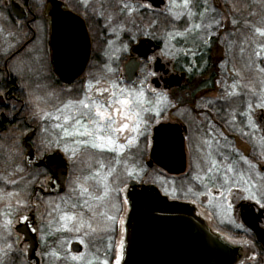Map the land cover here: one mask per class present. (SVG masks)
<instances>
[{
	"label": "flooded vegetation",
	"instance_id": "1",
	"mask_svg": "<svg viewBox=\"0 0 264 264\" xmlns=\"http://www.w3.org/2000/svg\"><path fill=\"white\" fill-rule=\"evenodd\" d=\"M164 1V5L154 8L144 0H0V13L4 14L0 34L6 37L0 50V172L4 174L5 157L15 160L21 155L24 169L27 168L30 173L43 171L47 179L45 184L43 182L30 189L27 209L22 211V216L10 205L4 206L0 202V224L3 223V215H10L6 220L10 221L12 212L13 219L8 225L17 235L8 237L5 247L0 241V257L5 259L0 264H19L20 255L24 257L25 264H88L89 261L91 264H103L105 260L112 264L115 260L116 237L120 233L119 219L124 206V243L120 264H128L125 260L127 239L132 237L135 218L144 220L149 214H168L192 221L194 230L200 232L201 236L216 237L229 251H238L239 258L234 264H264V208L256 202L260 200L264 203V109L256 107L264 96V82L260 88L259 81L255 80L259 73L264 81V73L258 71L264 67V36L256 31H264V17L261 20L255 13L252 25H245L243 0H193L195 6L191 7V11L195 15L191 18L185 15L180 20H174L170 32L205 35V40L194 42L190 49L192 65L188 70L181 71L176 68V49L171 60L166 61L162 54L159 55L164 38L162 19L169 12L170 4V1ZM177 3H182V0H177ZM124 5L129 7L125 8ZM148 13L157 15L158 27L154 28L156 35L148 32ZM7 23L12 25L11 33L10 28L4 26ZM197 24L199 28L193 27ZM188 28L191 31H185ZM245 33L252 35L254 42L251 45L245 46L240 41L241 35ZM145 38L153 40L159 48L147 58H137L140 64L135 77L129 82L124 73V64L130 57H136L132 49ZM33 44H39L44 51L45 66L49 69L50 79L56 89L65 90L82 83L89 95H95L97 88H110L113 82L121 88H129L130 83L135 82L133 86L144 91V107L150 108V114L159 112L160 119L165 108H168L166 101L171 94L172 111L187 108L193 119L192 123L178 119L159 120L147 127L148 112H145L142 114L145 124L141 125V129L144 125L145 132L140 137L144 148L139 161L124 158L118 153L95 151L91 155L94 162L82 167L79 172L81 179L97 171L107 174L112 169L107 183L118 173H122L126 180L122 183L126 185L124 195H118L120 201L116 214L107 205L111 198L110 191L103 201L89 200L96 213L95 217L87 206L79 207L88 197L73 193L71 190L76 185L71 189L68 187L69 162L73 157L69 158L58 149L49 148L40 153L37 151L35 139L38 128L31 120L23 90L10 68L11 61ZM53 47L63 50L62 70L71 79L70 82H62L55 73ZM114 47L122 49V56L111 51ZM199 48H204V51L201 52ZM243 57L250 58V64H246V67L241 64ZM157 58L165 65L164 69H168L167 74L163 70H154ZM191 70L195 74L190 77ZM181 73L185 77L179 86L165 87L163 79L170 74ZM153 79L158 80V87L152 83ZM139 83L144 84L140 86ZM89 84L95 89L89 91ZM186 85L190 89L180 90ZM181 93L189 94L186 105H181ZM83 95L81 93L79 98ZM153 95L158 98L149 103L146 97L152 98ZM107 96L105 93L103 98L107 99ZM249 117L255 127L249 123ZM51 123L46 122L44 130L47 129L54 136L50 131L53 129ZM161 123L179 124L182 128L183 145L172 155L175 160L170 167L174 171L172 173L150 160L153 128ZM9 131L17 135L3 138ZM31 132L33 137L28 147L24 138ZM149 138L151 146L148 150ZM55 140L61 142L60 137L56 136ZM123 140L125 137L120 138L119 143ZM69 144L70 148L74 147L73 142ZM16 146H22V152H16ZM181 151L184 155L182 166L178 162ZM29 152L32 158H29ZM56 153L65 162L64 174L51 169L47 164L48 158L54 160ZM98 160H103L106 167L101 169ZM211 160L217 162L219 171H207ZM228 165L232 166V172L227 171ZM181 168L183 170L177 172ZM197 174L204 178L202 182L193 179ZM213 176L216 177L214 180L211 179ZM224 176L229 178L227 184L224 183ZM241 176L248 181L247 184L240 179ZM89 182L93 195H103L102 184L97 188L95 180ZM131 182L135 184L133 187H130ZM152 186L157 191L151 189ZM246 188L250 191H245ZM209 190L211 196L205 195ZM250 192L255 194L254 199L249 198ZM47 199H55L52 201L55 203L53 208L50 202L49 216ZM73 203L78 207L73 208ZM229 203L231 209L228 208ZM65 212L73 215L83 212L87 228L90 223L91 227L94 226V222H99L100 218L105 227L102 233L93 235L82 231V228L79 232L57 231L64 223L60 216ZM100 213L115 219L109 221ZM25 216L27 220H24ZM21 223H26L35 234L36 250L31 260L28 259L30 244L16 231V226ZM19 238L21 241L17 244ZM81 240L83 244L79 243ZM77 248L79 250L75 251ZM53 252L57 256L51 255ZM80 254H83V260H71L72 255ZM215 259L217 264H228L230 257Z\"/></svg>",
	"mask_w": 264,
	"mask_h": 264
},
{
	"label": "rangeland",
	"instance_id": "2",
	"mask_svg": "<svg viewBox=\"0 0 264 264\" xmlns=\"http://www.w3.org/2000/svg\"><path fill=\"white\" fill-rule=\"evenodd\" d=\"M170 1V0H168ZM120 3V2H119ZM244 6H243V12H244V20L245 25H252L251 21L255 20V13L258 14L261 18V20L264 17V0H243ZM122 5V3H120ZM4 14L0 13V26L2 25L1 22L4 21L3 19ZM6 20V19H5ZM8 21V20H6ZM150 21L148 20L147 26H148V32L153 33L156 35L154 26L152 24H149ZM174 24L167 25L166 27H163V46L162 51L159 53V55H163L164 60H171L173 58L174 49L172 40L169 39L170 36L167 32L168 28H171ZM7 28H10V33L12 28V25L10 23L4 24ZM3 28V26L1 27ZM4 39V40H3ZM6 40V37L2 34H0V50H1V43ZM244 43V45H251L254 40L252 38V35L250 34H243L241 35V39ZM113 53L116 55L122 56V49L118 47H114ZM1 53V51H0ZM44 51L41 50V46L39 44H33L31 47H28L27 49L23 50L17 57H15L10 64V68L13 71V74L15 78L18 80L21 89L24 93V99H25V106H29L30 108V116L31 120L37 125L38 128V135L35 139V145L37 148V151L44 152L46 149H58L62 150L65 155H68V157H72L71 152H65L64 146H67L70 148L69 142H73L75 138H62L63 134L58 129H51V133L54 134V136L48 131L44 130L45 123L48 121H45L41 119L42 111L41 110H53V106L57 105V97H59L60 100H67V99H75L79 98V96L86 93V89L84 86L78 85V87H71L65 90H59L56 89L54 86V82L50 79L51 74L49 72V69H47L46 65V58L44 57ZM250 58L243 57V60L241 61V64L243 67H246V64H250L249 61ZM249 74V73H247ZM262 75L257 73L255 76V80L259 81L260 88L262 83ZM246 77V76H245ZM249 80L251 78L249 77ZM85 82H83V85ZM256 88V83H255ZM95 88H92V90ZM80 92V93H79ZM187 93H181L180 98L181 100L186 103L188 101V95ZM156 98L155 95L152 96V98H147L146 100L149 103H152ZM168 108H165L163 116L159 119L158 115L156 114H150V111H148V117L146 120L147 127H150V125L155 124L157 121H174L176 119L180 121H184L185 123H192L193 119L191 118L190 114L188 113L187 108H181L172 111V98L169 95L168 96ZM163 100H166V97L163 98ZM186 105V104H184ZM150 110V108H148ZM52 123L50 126L54 125L56 121H51ZM54 123V124H53ZM145 132L144 125L142 127V133ZM17 135L13 131H9L8 133L3 135V138H10ZM136 134L131 133L129 131H126L122 134H120V138L129 137L131 138ZM60 137L61 142L57 143V140H55V137ZM141 135H139L136 139V143L132 146H127L126 140L121 141V143H124L126 145L124 151L122 153H118L124 158H131L134 159L133 161H139L141 158L142 149L144 148V143L140 141ZM67 139V141H64ZM83 139V138H82ZM64 143V146H63ZM151 146L150 138L148 140V150ZM17 151L16 152H22V146H16ZM21 148V150H20ZM61 148V149H59ZM19 149V150H18ZM94 154V153H93ZM21 157V155H19ZM18 157L15 160H12L11 158L5 157L3 161V171L4 174H1L0 172V202L3 203L2 205L6 206L5 204L10 205L12 208L15 209V212L19 214V216H22V211H26L27 205H28V198H29V192L30 189L34 185H38L40 183L45 184L46 178H44V172L43 171H34V173H30L27 168L24 169L21 162L22 157ZM147 158V157H146ZM93 156L89 157L87 153H81L77 157L72 158L70 163V176H69V183L68 187L71 189L74 185V181H76L77 177H80V171L82 170V167L85 168L88 165L93 164ZM13 170V171H12ZM125 179H123L122 173L116 174L114 177L109 179V191L111 193L110 202L107 203L108 208L111 211H114L116 214L119 209V198L118 195H124L126 190V185H122ZM126 181V180H125ZM89 182V181H88ZM42 184V185H43ZM91 185V183H88ZM122 185V186H121ZM11 193L12 195L9 196L8 194ZM55 199H47V216L51 214V203L52 208L54 207V201ZM51 202V203H50ZM0 203V204H1ZM14 212V215H15ZM126 213V207L124 206V210L122 211L121 219H119V226H120V233L119 237H116V253H115V260L114 263L116 264V260L119 259L121 261L122 256V246L124 243V237H122V224L124 220V214ZM100 215V214H99ZM10 218L9 216H4L1 219L3 223L0 224V241L3 243V247L7 246L8 244V237H11L12 235L14 237H17L16 233H14V230L12 231V227L8 225L5 221ZM11 219H13L12 212H11ZM10 219V221H11ZM49 219V218H48ZM87 222V221H86ZM122 222V223H121ZM12 224H14L12 220ZM92 225V223H90ZM97 224V225H95ZM91 228H87L86 224L82 228V231L87 232L91 235L102 233L104 229V223L102 222V219H99V222H94ZM11 228V229H10ZM92 228H95L96 231L93 232ZM21 238H19V241H17V244L20 243ZM23 256V255H22ZM5 259L0 257V261H4ZM19 264H25L24 257L22 258L20 255V261Z\"/></svg>",
	"mask_w": 264,
	"mask_h": 264
},
{
	"label": "snow or ice",
	"instance_id": "3",
	"mask_svg": "<svg viewBox=\"0 0 264 264\" xmlns=\"http://www.w3.org/2000/svg\"><path fill=\"white\" fill-rule=\"evenodd\" d=\"M193 6H195L193 0H182V3H177V0H170L169 14L174 20H180L181 17L185 15L191 18L195 15V13L191 11V7ZM124 7L127 8L129 6L124 5ZM173 9H183L187 11H173ZM193 27L199 28L200 25H193ZM185 31H191V28ZM256 31L259 32L261 36H264V31L260 29ZM168 35L170 37L184 36L185 33L175 32L169 33ZM258 71L264 73V67L259 68ZM97 83H99V81ZM92 88L93 85L89 84V91H91ZM105 93L108 94L107 99L103 98ZM261 100L262 102L257 104L256 107L264 109V96L261 97ZM144 104L145 94L142 89L134 90L131 88H121L113 82L110 88H97L95 95H89L86 92L82 98L67 100H60L59 97H57V105L53 106V110H41V119L45 121H56L53 128L62 132V138H75L73 140L74 147L69 148L66 144L64 148L65 152H71L73 158L81 153H87L89 157H91L95 151L122 153L126 145L124 143H119L120 134L126 131L136 134L131 138L125 137L127 146L129 147L136 143V139L139 135L143 134L141 125L145 124V120L142 114L149 111L148 108L144 107ZM251 107L250 104L249 108L251 109ZM156 115H159V112H157ZM249 123L255 127L251 117H249ZM45 131H47V129H45ZM57 143H59V141H57ZM210 156L211 153H209V157ZM97 163L101 169L106 167L103 160H98ZM197 167H199V165H197ZM213 170L219 171V167L215 160H211V166L207 169L209 173L213 172ZM227 171H233L231 165L227 166ZM111 173L112 169H109L107 174H102L100 171H97L83 177V179L80 177L76 178V181H74L76 187L71 191L73 193H78L79 196L88 197V199L84 201V204L79 205V207L87 206L89 211H93V206L89 203V200L103 201L105 197L108 196L109 185L107 181ZM215 178V176L211 177L213 180ZM193 179L202 182L204 178L197 174ZM228 179L227 176L223 177L225 184L228 183ZM240 179L244 183H248V181L243 180V176H241ZM92 180H95V187L97 188L100 187L101 184L103 185V195H93V192L90 191L91 186L88 184V181ZM188 191L191 192L192 189L189 188ZM228 191L230 192L231 188H229ZM245 191L250 190L246 188ZM8 195L11 196L12 194L9 193ZM205 195L211 196V190L205 193ZM249 198L254 199L255 194L250 192ZM256 202L264 208V203H261L260 200ZM209 203H211V200ZM72 207L77 208L78 205L73 203ZM231 207L232 205L229 203L228 208L231 209ZM100 215L106 216L109 221H114L115 219L113 216H108L106 213H100ZM93 216H96L95 211H93ZM27 219L28 217L25 216L24 220ZM60 220L64 223L57 231L79 232L87 223L83 218V212L75 215L65 212L60 216ZM6 223H11V221H6ZM88 227L91 228V225L88 224ZM92 231L95 232L96 229L92 228ZM79 243L83 244V241L81 240ZM51 255L57 256V253L53 252ZM65 258L67 259V257ZM70 258L73 261H81L83 260V254L72 255ZM88 264H91V262L89 261ZM103 264H108V261H103ZM116 264H120L119 259L116 260Z\"/></svg>",
	"mask_w": 264,
	"mask_h": 264
},
{
	"label": "water",
	"instance_id": "4",
	"mask_svg": "<svg viewBox=\"0 0 264 264\" xmlns=\"http://www.w3.org/2000/svg\"><path fill=\"white\" fill-rule=\"evenodd\" d=\"M149 2L152 7L159 8L164 5V0H144ZM159 46L153 40L145 38L140 40L132 49V54L136 57H130L124 64V73L127 81H132L137 73L140 61L137 58H147L150 53L158 49ZM63 50L60 48H52V59L55 73L62 82H70L71 79L66 77L62 70ZM165 65L157 58L154 62V70L156 72L163 70L164 74L168 73V69H164ZM185 74H170L163 79L166 88L179 86L184 79ZM152 83L156 87L159 86L157 79H153ZM33 137V132L27 134L24 143L29 147V141ZM183 145L182 128L179 124L161 123L153 128L152 147L150 150V160L161 166L167 172L171 171V166L175 162L172 155L176 149H181ZM54 160L48 158L47 164L53 170L65 173V162L61 156L54 154ZM29 158L32 153L29 152ZM184 155L181 151L179 164L182 166ZM181 168L177 172L182 171ZM134 182L130 183L133 187ZM151 189H155L152 186ZM157 191V190H156ZM165 212H173L166 210ZM16 231L24 236V240L30 244L28 249V259L31 260L35 255L36 240L35 234L31 232L26 223L16 226ZM127 249L125 260L128 264H217L216 259H226L230 257L228 264H234L238 258V251H229L216 237L201 236L200 232L194 230L192 221L184 220V218L173 215L149 214L142 220L140 217L135 218L133 224L132 237L127 239ZM79 249H75L78 251Z\"/></svg>",
	"mask_w": 264,
	"mask_h": 264
},
{
	"label": "trees",
	"instance_id": "5",
	"mask_svg": "<svg viewBox=\"0 0 264 264\" xmlns=\"http://www.w3.org/2000/svg\"><path fill=\"white\" fill-rule=\"evenodd\" d=\"M148 20L150 21L149 24H152L154 26V28L158 27V18H157L156 13H148L147 23H148ZM172 23L174 24V19L169 14V12L164 14L163 19H162V26L166 27L168 24L171 25ZM167 32L171 33L170 28L167 29ZM198 37H200V38L198 39ZM204 40H205V35H193V34H185L184 36H178L175 39H173L172 40L173 49H176L178 51V53L176 54L177 58H178L176 68H179V70H181V71L188 70L190 68V66L192 65L190 49L193 48L194 42H201ZM199 50L201 52H203L204 48H199ZM194 74H195L194 70H191L189 72L190 77ZM134 83L135 82L130 83L131 87H129V88L137 90V88L133 86ZM141 84H144V83H139L140 86H141ZM143 88L148 90L147 86H144ZM184 89L187 90V89H190V87L188 85H186V86L182 87L180 90H184ZM186 95H188V98H189V94H186ZM170 96L172 98L171 94H170ZM168 100H169V98H168ZM168 100L166 102H168ZM170 101L171 100H169V102ZM184 104H187V103H184L181 100V105H184ZM148 107H150V104L148 105Z\"/></svg>",
	"mask_w": 264,
	"mask_h": 264
}]
</instances>
